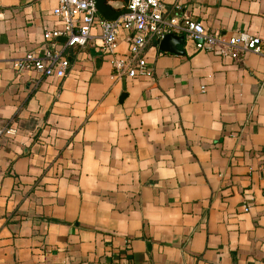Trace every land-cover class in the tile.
I'll list each match as a JSON object with an SVG mask.
<instances>
[{
    "label": "crops",
    "instance_id": "crops-1",
    "mask_svg": "<svg viewBox=\"0 0 264 264\" xmlns=\"http://www.w3.org/2000/svg\"><path fill=\"white\" fill-rule=\"evenodd\" d=\"M128 1L96 0L97 16ZM163 2L264 41V0ZM57 4L0 0V264H264V52L154 39V74L120 76L94 25L66 75L17 69L52 45Z\"/></svg>",
    "mask_w": 264,
    "mask_h": 264
},
{
    "label": "built area",
    "instance_id": "built-area-1",
    "mask_svg": "<svg viewBox=\"0 0 264 264\" xmlns=\"http://www.w3.org/2000/svg\"><path fill=\"white\" fill-rule=\"evenodd\" d=\"M54 12L60 17L62 26L45 30L44 36L53 41L52 45L43 50H29L14 59L17 69L66 75L70 66L66 50L86 45L94 25L101 27L102 47L111 55L110 61L120 76H152L154 66L147 60L146 48L151 41H161L168 33L182 34L193 39L198 49L234 59H239L246 51L264 52V41L259 35L245 30L226 35L207 29L201 20L167 15L163 0H129L127 11L112 19L97 16L96 0H58ZM123 31L129 36V49L126 54L119 55L117 47ZM61 35L66 36V41L57 46L53 39ZM9 129L15 131V128ZM3 131L0 127V134Z\"/></svg>",
    "mask_w": 264,
    "mask_h": 264
},
{
    "label": "water",
    "instance_id": "water-1",
    "mask_svg": "<svg viewBox=\"0 0 264 264\" xmlns=\"http://www.w3.org/2000/svg\"><path fill=\"white\" fill-rule=\"evenodd\" d=\"M184 39V35L176 33H168L161 41L160 47L167 51H179L177 43Z\"/></svg>",
    "mask_w": 264,
    "mask_h": 264
}]
</instances>
